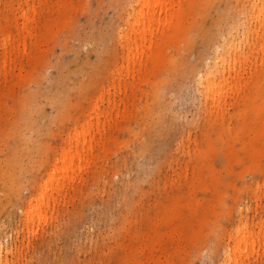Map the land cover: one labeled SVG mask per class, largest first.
<instances>
[{"label": "rangeland", "instance_id": "1", "mask_svg": "<svg viewBox=\"0 0 264 264\" xmlns=\"http://www.w3.org/2000/svg\"><path fill=\"white\" fill-rule=\"evenodd\" d=\"M3 238L1 264H264V0H0Z\"/></svg>", "mask_w": 264, "mask_h": 264}, {"label": "bare ground", "instance_id": "2", "mask_svg": "<svg viewBox=\"0 0 264 264\" xmlns=\"http://www.w3.org/2000/svg\"><path fill=\"white\" fill-rule=\"evenodd\" d=\"M139 1L144 6L148 4V8L152 7V10H154V11H156V7L161 8L163 6V3H164V0H153L154 1L153 5H151L150 3L152 0H144V1L139 0ZM149 15L151 16L152 14H149ZM149 15H148V13H145V11H143V8L138 13H136L134 15L135 23L132 27H133V29L136 28V30L138 28H140V32L139 33L134 32L133 33L134 37H130L128 40V43L131 42L132 40H136L138 35L141 36V39H144L146 37L145 35H146L147 31L145 30V28L142 29V24H143V19L148 18ZM217 48H220V46H218ZM219 56L221 57L222 54L220 53ZM207 133H210V132H207ZM77 155L80 156V151L77 152ZM74 158H75V155L72 154L71 149H70L69 151H66L65 153H63L61 158L56 160V167H55L54 176L52 177V179L49 182H47L45 184V191H44L43 195L39 199H37V204L34 208L26 210V213H28V217L30 219L33 220L34 212H36L40 209L42 201L45 200L47 202L49 190L53 189L52 185L55 182H59V179L56 178V176H55L57 171L59 170L58 164H60V162H63V169L60 171V173H66L68 171L69 165L72 163ZM253 236H254L253 233H248L246 230H238V233L235 237V243H236L235 244V253H238V251H240V250H241V252L246 250L248 240L249 239L253 240ZM3 239L0 241V264L3 262V257L7 255L4 252H8V250H7L8 245H5L6 240L5 239L3 240Z\"/></svg>", "mask_w": 264, "mask_h": 264}]
</instances>
